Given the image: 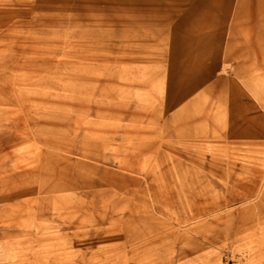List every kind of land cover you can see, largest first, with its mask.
I'll return each instance as SVG.
<instances>
[{"label":"rangeland","instance_id":"rangeland-1","mask_svg":"<svg viewBox=\"0 0 264 264\" xmlns=\"http://www.w3.org/2000/svg\"><path fill=\"white\" fill-rule=\"evenodd\" d=\"M0 264H264V0H0Z\"/></svg>","mask_w":264,"mask_h":264},{"label":"bare ground","instance_id":"bare-ground-1","mask_svg":"<svg viewBox=\"0 0 264 264\" xmlns=\"http://www.w3.org/2000/svg\"><path fill=\"white\" fill-rule=\"evenodd\" d=\"M223 31H224V30H223ZM220 35L222 36L223 33L220 32ZM227 56H228V58H229V57L232 58V56H234V53L229 54V55H227ZM224 59H225V58H224ZM225 60H226V59H225ZM214 68H215V67H214ZM212 70H213V69H212ZM225 70H226L225 67H223V68H222V72L225 71ZM233 88H234V87H231V89H230L231 93H233V92H232ZM259 108H260V107H259ZM209 168H210V170H211L213 173H216V172L220 171V170H219V166H218L217 164H210V165H209Z\"/></svg>","mask_w":264,"mask_h":264}]
</instances>
